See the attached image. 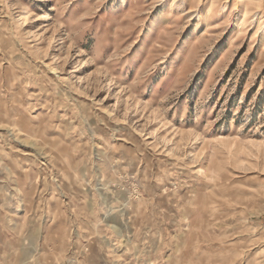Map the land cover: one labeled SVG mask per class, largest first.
<instances>
[{
  "label": "rangeland",
  "instance_id": "obj_1",
  "mask_svg": "<svg viewBox=\"0 0 264 264\" xmlns=\"http://www.w3.org/2000/svg\"><path fill=\"white\" fill-rule=\"evenodd\" d=\"M0 264H264V0H0Z\"/></svg>",
  "mask_w": 264,
  "mask_h": 264
}]
</instances>
